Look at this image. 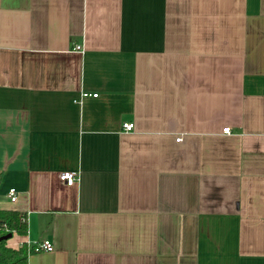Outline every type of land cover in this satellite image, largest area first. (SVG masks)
Instances as JSON below:
<instances>
[{"label": "crops", "instance_id": "0c3cea01", "mask_svg": "<svg viewBox=\"0 0 264 264\" xmlns=\"http://www.w3.org/2000/svg\"><path fill=\"white\" fill-rule=\"evenodd\" d=\"M0 209L28 264H264V0H0Z\"/></svg>", "mask_w": 264, "mask_h": 264}, {"label": "trees", "instance_id": "16d2710c", "mask_svg": "<svg viewBox=\"0 0 264 264\" xmlns=\"http://www.w3.org/2000/svg\"><path fill=\"white\" fill-rule=\"evenodd\" d=\"M28 222L26 215L12 210L0 209V264H28L29 255L34 253V248L23 243L18 248L8 245L5 239L9 234L26 236Z\"/></svg>", "mask_w": 264, "mask_h": 264}, {"label": "built area", "instance_id": "2783aa9c", "mask_svg": "<svg viewBox=\"0 0 264 264\" xmlns=\"http://www.w3.org/2000/svg\"><path fill=\"white\" fill-rule=\"evenodd\" d=\"M80 49H82L81 46H78L77 50H80ZM84 95L87 96V94H84ZM134 127H135L134 123L126 122L123 124V130L125 132H132L134 130ZM223 132L230 134L231 130L230 128L227 127V128H224ZM76 177H77V173L70 172V171L62 172L60 175V179L62 181H65L70 186L73 185L74 182L77 180ZM9 196H10L11 201L15 202L17 200V191L15 189H11L9 191ZM32 248H34V251H35L34 253L41 252V251L51 252L54 250V246L50 240H45L41 245L33 246Z\"/></svg>", "mask_w": 264, "mask_h": 264}, {"label": "water", "instance_id": "95a60500", "mask_svg": "<svg viewBox=\"0 0 264 264\" xmlns=\"http://www.w3.org/2000/svg\"><path fill=\"white\" fill-rule=\"evenodd\" d=\"M12 237V234H9L5 239H10Z\"/></svg>", "mask_w": 264, "mask_h": 264}]
</instances>
